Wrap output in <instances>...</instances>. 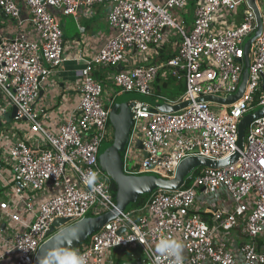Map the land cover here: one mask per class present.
<instances>
[{
  "label": "built area",
  "instance_id": "1",
  "mask_svg": "<svg viewBox=\"0 0 264 264\" xmlns=\"http://www.w3.org/2000/svg\"><path fill=\"white\" fill-rule=\"evenodd\" d=\"M102 2L110 4L108 22L116 32L96 54L84 59L85 66L78 71L80 102L55 132L41 119L44 109L36 107L43 84L66 60L64 30L53 8L74 16L84 10L91 16L94 6ZM188 3L0 0V12L20 31L11 36L0 33L1 113L17 107L15 118L30 122L41 135L33 144L20 138L9 141L4 157L11 165L14 192L58 189L39 204L34 196L25 200L34 220L26 229L14 231L13 245L0 254V264H35L40 246L61 229L54 226L56 219L69 218L71 223L92 208L96 215L116 207L112 178L102 169L99 153L104 143L114 140L110 114L122 92L152 97L159 103L189 102L178 111L154 112L144 101H131L134 124L122 154L127 173L172 178L180 163L191 156L223 160L236 151L240 156L226 167L194 170L179 189L155 190L143 206L121 212L73 250L85 254L87 264H107L113 249L131 252L140 247L145 253L143 263L176 264L175 257L156 251L161 240L169 239L182 245L180 264H264V249L258 244L264 239V116L249 125L244 148H238L241 119L264 106V0H256L263 30L250 48L246 89L238 101L221 110L200 99L227 98L237 92L245 69L244 43L257 30V16L248 0H199L193 25L187 28L176 12ZM240 10L242 20L237 23ZM26 25L31 32L24 29ZM168 30L179 36L178 49L166 61L154 62ZM103 68L115 70L110 86L96 74ZM163 72L185 82L179 99L157 91L155 83ZM139 140L143 149L137 147ZM90 172L97 176L94 187L86 183ZM222 194L231 199L233 208L216 213L221 220V229L216 230L205 217L211 209L200 200L206 204L208 197ZM133 213L140 216L135 219ZM11 217L20 224L19 214L11 213ZM238 228L246 241L236 239ZM11 253L15 259L8 262L6 256Z\"/></svg>",
  "mask_w": 264,
  "mask_h": 264
},
{
  "label": "crops",
  "instance_id": "2",
  "mask_svg": "<svg viewBox=\"0 0 264 264\" xmlns=\"http://www.w3.org/2000/svg\"><path fill=\"white\" fill-rule=\"evenodd\" d=\"M154 1L159 3L165 2V0ZM198 2L199 0H189L184 10L176 12V16L182 19L187 28H191L193 25L195 8ZM109 10L110 4L108 2L96 4L93 8L94 14L91 16H87L84 10H81L78 16H74L65 15L61 10L53 8V12L57 15L64 30L66 60L43 84L40 96L36 102V107L44 109V113L42 114L43 118L41 117V119L47 128L55 132L58 131V125L61 121L66 118L69 112L73 111L80 102L79 85L81 78L78 71L85 66L84 59H89L96 54L116 32L108 22ZM235 20L237 23L242 20V10L239 11ZM24 29L31 32L29 25H26ZM19 32L16 23L0 12V33L11 36ZM179 43V36L175 35L173 30H168L162 52L158 54V57H155L153 61H166L176 53ZM132 62L133 61H131V65H133ZM114 72L115 70L113 68L96 70L99 79L103 80L105 83L110 82ZM169 77L173 76L167 72L161 74L160 78L155 83V87L158 91L160 90L157 88L159 83L162 81L167 82ZM162 78H164V80H162ZM173 78L176 81H183L177 80L175 77ZM159 92L162 93L161 90ZM162 94L169 97V94ZM105 97H108L107 94ZM3 106L4 103H0V108ZM11 109L12 108L7 109L5 111L6 113H1L0 109V254L6 253L12 247L14 231L16 229H26L34 220V214L25 209V200H27L29 196H34L36 203L39 204L55 194L58 190L57 187H52L45 190L43 193L34 192L29 194V192H25L21 195L14 192V181L11 175L12 169L6 157H4L5 152L11 145V142L18 138L25 139L33 144L40 139L41 135H39V132L33 130L31 123L26 120L13 118L7 121L6 114L11 112ZM3 137H7L8 141H4ZM207 200L208 203L206 204H204L203 199L200 200L201 204L203 203L202 206L211 209L205 217L214 229H221V220L216 213L218 211L230 212L233 208V203L225 194H222L219 198H217V196L208 197ZM3 203H8L6 208L2 207ZM11 213L20 215V224L12 219ZM235 237L239 242L246 241L247 239L241 234L240 228L236 229ZM258 244L261 249H264V239L260 238ZM14 259V253L6 256L8 262ZM109 259L110 262L108 260L107 264H139V262H141V264H146L143 263V259L138 256L136 257L135 252H111Z\"/></svg>",
  "mask_w": 264,
  "mask_h": 264
},
{
  "label": "water",
  "instance_id": "3",
  "mask_svg": "<svg viewBox=\"0 0 264 264\" xmlns=\"http://www.w3.org/2000/svg\"><path fill=\"white\" fill-rule=\"evenodd\" d=\"M248 4L255 11L257 16V30L256 32L244 43L245 50V69L241 84L236 93L229 95L227 98H220L216 96H204L200 100L209 101L212 103L222 104L225 106L232 105L238 101L244 94L246 84L249 76L250 67V48L252 43L259 37L263 30V19L256 0H248ZM122 69V66H119ZM132 96L119 95L116 97L112 104L110 122L114 129V140L111 143L103 146L99 153V161L102 169L112 178L115 183V199L116 207L107 212L96 215L85 216L84 218L71 222L69 218H59L54 222L55 227L61 229L55 232L48 240H46L39 248L35 257V264H38V257L40 250L47 247L49 242L56 238L58 241L63 230L69 226H79L82 231L80 237L76 241H66L64 246L71 249L79 247L88 238L101 229L106 223L115 219L121 212L126 211L128 205L135 203L138 198L144 194L152 193L158 189L176 190L184 185L185 179L194 170L200 167L222 168L233 164L240 156V151H236L232 156L223 160H211L202 156H191L184 159L178 166L172 178H165L160 175L152 174H129L124 169L123 152L128 144L132 128H133V100L138 99L150 105V110L173 112L186 107L189 102H182L179 104L159 103L152 97L143 96L141 94L133 93ZM17 116V107H12L11 112L6 114L7 121ZM264 116V106L256 109L255 111L248 112L241 119L238 131V148L243 150L246 138V132L249 125ZM139 149H143V142L139 140L137 143ZM146 154V153H145ZM134 264V263H129ZM141 264V262H139Z\"/></svg>",
  "mask_w": 264,
  "mask_h": 264
},
{
  "label": "clouds",
  "instance_id": "4",
  "mask_svg": "<svg viewBox=\"0 0 264 264\" xmlns=\"http://www.w3.org/2000/svg\"><path fill=\"white\" fill-rule=\"evenodd\" d=\"M97 176L94 172L88 173L86 183L89 187H94ZM82 229L79 226H69L58 234L60 240L53 238L47 247L40 250L38 264H87V257L78 250L64 246L66 241H76L79 239ZM156 251L161 255L175 257L176 264H180L182 259V245L175 241L164 239L157 246Z\"/></svg>",
  "mask_w": 264,
  "mask_h": 264
},
{
  "label": "rangeland",
  "instance_id": "5",
  "mask_svg": "<svg viewBox=\"0 0 264 264\" xmlns=\"http://www.w3.org/2000/svg\"><path fill=\"white\" fill-rule=\"evenodd\" d=\"M190 7H191V6H190ZM162 80H164V78H162ZM106 84H107L108 86H110V85L113 84V82H112V80L110 79V82H108V83H106ZM181 84H184V82H183V81H176L175 83H168V82H164V81H162V82L159 83L158 88L162 91V93L169 94V93H171V91H179V90L181 89ZM121 94L126 95V96H132V95H134L133 92H122V93H120L119 95H121ZM119 95H118V96H119ZM118 96H117V97H118ZM0 103H4V98H3L2 95H0ZM211 108H212V109H215V110H221V109H225V106L222 105V104L212 103ZM110 143H111V142H110ZM106 144H108V143H104V144L102 145V147L105 146ZM102 147H101V148H102ZM132 164H134L133 161H131V165H132ZM207 201H208V200H207ZM136 208H138L137 205H136L135 203H131L130 205H128L126 211H128V212H132V211H134ZM91 215H95V209H94V208H92V209L88 212V214H87L86 216H91ZM132 216H133L135 219H137V218L140 216V213H133ZM89 238H90V237H89ZM89 238H88V239H89ZM84 243H85V242H84ZM115 251H116V252H123V251H124V252H130L128 249H120V248H115V249H113V252H115ZM131 252H135L136 257L138 256V257H140L141 259H143V258L145 257V253L143 252V250H142L140 247H136L135 249H132Z\"/></svg>",
  "mask_w": 264,
  "mask_h": 264
},
{
  "label": "trees",
  "instance_id": "6",
  "mask_svg": "<svg viewBox=\"0 0 264 264\" xmlns=\"http://www.w3.org/2000/svg\"><path fill=\"white\" fill-rule=\"evenodd\" d=\"M167 82H168V83H175L176 80H175L173 77H169ZM157 88H158V86H157ZM157 91H158V90H157ZM159 91H160V90H159ZM184 92H185V85H184V84H181V89H180L179 91H172L171 93H169V97H170L171 99L175 100V99H177L178 97H180L182 94H184ZM199 169H200V168H197L196 170L198 171ZM112 182H113V190H114V193H113V194L115 195L116 186H115V183H114L113 180H112ZM150 194H151V193L144 194V195L140 196V197L138 198V200L135 202V204L137 205V207H141V206H143V205L147 202V200H148Z\"/></svg>",
  "mask_w": 264,
  "mask_h": 264
},
{
  "label": "snow or ice",
  "instance_id": "7",
  "mask_svg": "<svg viewBox=\"0 0 264 264\" xmlns=\"http://www.w3.org/2000/svg\"><path fill=\"white\" fill-rule=\"evenodd\" d=\"M262 163H264V162H262Z\"/></svg>",
  "mask_w": 264,
  "mask_h": 264
}]
</instances>
